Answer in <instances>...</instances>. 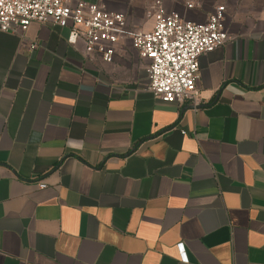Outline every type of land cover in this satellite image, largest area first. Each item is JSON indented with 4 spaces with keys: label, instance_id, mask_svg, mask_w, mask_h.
Returning <instances> with one entry per match:
<instances>
[{
    "label": "crops",
    "instance_id": "crops-1",
    "mask_svg": "<svg viewBox=\"0 0 264 264\" xmlns=\"http://www.w3.org/2000/svg\"><path fill=\"white\" fill-rule=\"evenodd\" d=\"M162 1L195 22L224 5ZM224 6L197 105L156 100L129 39L107 64L52 24L0 31V264H185L180 243L264 264V29Z\"/></svg>",
    "mask_w": 264,
    "mask_h": 264
},
{
    "label": "built area",
    "instance_id": "built-area-1",
    "mask_svg": "<svg viewBox=\"0 0 264 264\" xmlns=\"http://www.w3.org/2000/svg\"><path fill=\"white\" fill-rule=\"evenodd\" d=\"M185 6L194 10L201 4L188 0ZM148 19L154 22L151 30L131 24L126 13L87 0H0L1 32L22 34L33 23L52 24L69 31L68 42L81 44L87 60L98 56L107 64L114 62L118 44L129 39L147 64L149 90L156 100L199 104L200 59L230 40L226 7L219 5L205 21L195 22L167 11L163 1L156 0ZM177 249L181 262L188 264L184 244Z\"/></svg>",
    "mask_w": 264,
    "mask_h": 264
},
{
    "label": "rangeland",
    "instance_id": "rangeland-1",
    "mask_svg": "<svg viewBox=\"0 0 264 264\" xmlns=\"http://www.w3.org/2000/svg\"><path fill=\"white\" fill-rule=\"evenodd\" d=\"M100 1V0H99ZM99 1H88L100 5ZM106 9L110 11H120L126 14L133 9L134 4L142 3L140 8V14L136 16L135 21H139L140 24L149 21L148 12L153 6L155 0H101ZM228 3L233 6L235 16L239 17L241 21L248 24L255 25V29H264V0H223L224 5ZM129 16V15H128ZM133 17V16H132ZM243 19H242V18ZM131 22V20H130ZM150 22V21H149ZM132 24V22H131ZM148 28V26H144Z\"/></svg>",
    "mask_w": 264,
    "mask_h": 264
}]
</instances>
